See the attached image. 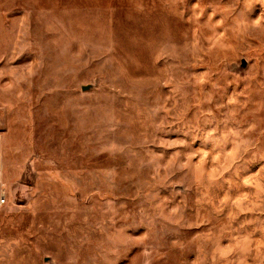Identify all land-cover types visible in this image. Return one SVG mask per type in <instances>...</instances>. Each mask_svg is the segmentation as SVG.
Wrapping results in <instances>:
<instances>
[{
	"label": "rangeland",
	"instance_id": "1",
	"mask_svg": "<svg viewBox=\"0 0 264 264\" xmlns=\"http://www.w3.org/2000/svg\"><path fill=\"white\" fill-rule=\"evenodd\" d=\"M0 196V264H264V0H0Z\"/></svg>",
	"mask_w": 264,
	"mask_h": 264
},
{
	"label": "water",
	"instance_id": "2",
	"mask_svg": "<svg viewBox=\"0 0 264 264\" xmlns=\"http://www.w3.org/2000/svg\"><path fill=\"white\" fill-rule=\"evenodd\" d=\"M92 89V86H86V87H83V91L84 92H88Z\"/></svg>",
	"mask_w": 264,
	"mask_h": 264
},
{
	"label": "built area",
	"instance_id": "3",
	"mask_svg": "<svg viewBox=\"0 0 264 264\" xmlns=\"http://www.w3.org/2000/svg\"><path fill=\"white\" fill-rule=\"evenodd\" d=\"M5 202H6V199L0 196V205L5 204Z\"/></svg>",
	"mask_w": 264,
	"mask_h": 264
}]
</instances>
